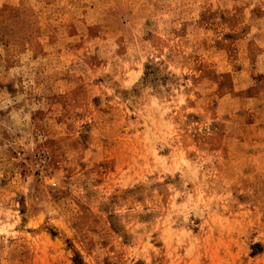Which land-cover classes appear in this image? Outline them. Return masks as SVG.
I'll return each instance as SVG.
<instances>
[{
	"label": "rangeland",
	"instance_id": "obj_1",
	"mask_svg": "<svg viewBox=\"0 0 264 264\" xmlns=\"http://www.w3.org/2000/svg\"><path fill=\"white\" fill-rule=\"evenodd\" d=\"M0 264H264V0H0Z\"/></svg>",
	"mask_w": 264,
	"mask_h": 264
}]
</instances>
